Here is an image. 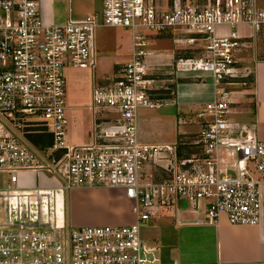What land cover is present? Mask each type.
<instances>
[{
	"label": "built area",
	"instance_id": "1",
	"mask_svg": "<svg viewBox=\"0 0 264 264\" xmlns=\"http://www.w3.org/2000/svg\"><path fill=\"white\" fill-rule=\"evenodd\" d=\"M99 26L128 29L129 55L112 76L91 78L88 139L69 142L65 70L91 72ZM163 33L175 43L167 53L152 47ZM263 42L264 0H100L80 17L67 7L61 22L42 0H0V264H153L140 228L165 210L264 227V139L231 116ZM182 72L213 86L197 128L141 140L138 108L160 106ZM87 186L121 189L133 220L72 223L65 195Z\"/></svg>",
	"mask_w": 264,
	"mask_h": 264
},
{
	"label": "crops",
	"instance_id": "2",
	"mask_svg": "<svg viewBox=\"0 0 264 264\" xmlns=\"http://www.w3.org/2000/svg\"><path fill=\"white\" fill-rule=\"evenodd\" d=\"M43 4L46 9L45 13L50 16V0H43ZM159 41L161 40L157 38L152 42V47ZM154 48L156 52H168L167 47L157 48L155 46ZM127 57L123 60H115L111 64V70L115 64L126 60ZM252 66V80L245 87L235 88L238 101L233 105L231 116L236 120L240 119L241 122L254 123L256 135L264 139V42L258 47L255 63ZM112 72L109 76L113 75ZM90 73L91 81V78H94L92 70ZM167 75L169 78L173 76V74ZM109 76L100 77L99 80L103 81ZM69 89V83L66 81L68 123L71 111L74 110ZM169 92H171L170 95ZM212 94L213 86L208 77H194L189 73H178L172 81L168 82L166 88L161 89L159 94L162 98L161 105H175V115L171 120L154 116L148 122L151 129L171 128L175 135L173 134L171 139L143 138L141 132H143L144 125L141 121L144 117L138 116V137L150 142H173L180 125L193 126L190 129L180 128V131L195 130L197 128L195 113L202 109L204 102L210 99ZM86 106L88 107V104ZM242 113L247 115L239 119L234 117ZM177 118H182L183 122L177 125ZM66 139L69 142H80L87 140L88 136L82 140L72 141L66 134ZM30 177L32 182L37 181L35 173H30ZM64 207L68 219L76 225L125 223L134 218L131 201L125 198L121 189L117 188L104 186L71 188L65 195ZM193 217V213L187 210L176 212L165 210L142 224H148L151 227L147 240L143 239L141 228L140 235L144 244L153 246L152 253L156 258L153 264H264V227L230 224L224 214H220L217 222L212 224L193 222L191 221Z\"/></svg>",
	"mask_w": 264,
	"mask_h": 264
},
{
	"label": "rangeland",
	"instance_id": "3",
	"mask_svg": "<svg viewBox=\"0 0 264 264\" xmlns=\"http://www.w3.org/2000/svg\"><path fill=\"white\" fill-rule=\"evenodd\" d=\"M160 3H164L165 0H158ZM50 17L55 22H61L67 17V7L70 8V15L72 17H80L89 11L99 8L100 0H50ZM42 9L44 12V4L42 0ZM172 34L163 33L157 38L161 41L157 42L154 47L157 48H168L166 51L175 44L172 39ZM95 46H96V56L95 64L92 69V75L94 78V83L102 82L99 80L100 77L109 76L110 72L112 74L115 72L118 64H115L111 70V64L115 60L125 59L128 56L129 46H130V34L129 30L124 27H109V26H99L95 29ZM90 70L88 68L79 67H67L65 70L66 81L69 83V93L71 103L74 106V110L71 111L70 121L67 126V137L69 140L78 141L87 138L88 130L90 128L91 113L90 108L86 105L90 104ZM169 95L171 92L168 93ZM200 110V109H199ZM175 105L167 104L161 105L160 107H139L137 114L140 117H144L141 123L144 125L142 128L141 136L147 137L149 139L157 138H167L171 139L173 137V130L171 128L166 130H159L155 127L151 129L148 122L154 116H159L162 118L172 119L175 115ZM247 114H237L235 118H244ZM157 120V119H155ZM240 120V119H239ZM154 121V120H153ZM190 129L193 126H188L182 124L179 129ZM151 136V138H150ZM32 142H43L47 138L45 136H38L36 134L27 135ZM3 174H0V177ZM67 200V199H66ZM149 227V228H148ZM151 227L148 224L142 225L141 233L143 239L148 238Z\"/></svg>",
	"mask_w": 264,
	"mask_h": 264
}]
</instances>
